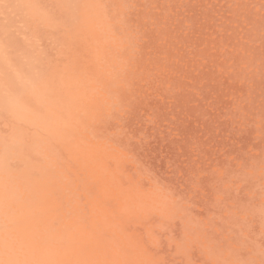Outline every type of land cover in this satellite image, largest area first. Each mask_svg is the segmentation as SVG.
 <instances>
[{"label":"rangeland","instance_id":"1","mask_svg":"<svg viewBox=\"0 0 264 264\" xmlns=\"http://www.w3.org/2000/svg\"><path fill=\"white\" fill-rule=\"evenodd\" d=\"M0 264H264V0H0Z\"/></svg>","mask_w":264,"mask_h":264}]
</instances>
